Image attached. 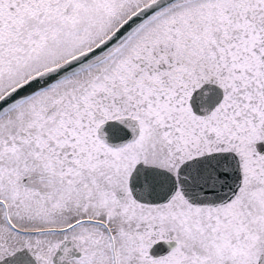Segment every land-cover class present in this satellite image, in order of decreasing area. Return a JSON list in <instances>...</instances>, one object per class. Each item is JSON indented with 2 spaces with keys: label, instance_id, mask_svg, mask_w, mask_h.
<instances>
[{
  "label": "snow or ice",
  "instance_id": "obj_1",
  "mask_svg": "<svg viewBox=\"0 0 264 264\" xmlns=\"http://www.w3.org/2000/svg\"><path fill=\"white\" fill-rule=\"evenodd\" d=\"M0 264H264V0H0Z\"/></svg>",
  "mask_w": 264,
  "mask_h": 264
}]
</instances>
